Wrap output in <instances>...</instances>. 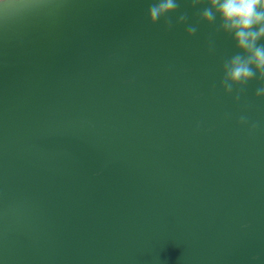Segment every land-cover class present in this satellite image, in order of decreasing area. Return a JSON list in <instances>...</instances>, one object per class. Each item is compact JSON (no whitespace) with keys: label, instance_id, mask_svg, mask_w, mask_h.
Masks as SVG:
<instances>
[{"label":"water","instance_id":"water-1","mask_svg":"<svg viewBox=\"0 0 264 264\" xmlns=\"http://www.w3.org/2000/svg\"><path fill=\"white\" fill-rule=\"evenodd\" d=\"M152 2L0 20V264H264L260 82L226 95L232 38Z\"/></svg>","mask_w":264,"mask_h":264},{"label":"clouds","instance_id":"clouds-1","mask_svg":"<svg viewBox=\"0 0 264 264\" xmlns=\"http://www.w3.org/2000/svg\"><path fill=\"white\" fill-rule=\"evenodd\" d=\"M34 0H0V20L25 10ZM189 6L197 10L195 24L189 23L187 12L180 11V0H153L147 9L148 21L156 25L161 20L171 30L175 25H185L186 34L195 36L200 23L213 26L214 32L230 36L237 52L222 62L220 86L226 95L236 91L234 99L239 101L240 93L247 85L257 80L260 86L255 97L264 99V0H188ZM210 51L213 49L209 48ZM238 123L249 126L254 133L258 125L249 124L246 115Z\"/></svg>","mask_w":264,"mask_h":264}]
</instances>
